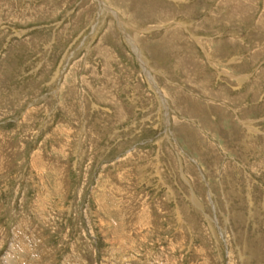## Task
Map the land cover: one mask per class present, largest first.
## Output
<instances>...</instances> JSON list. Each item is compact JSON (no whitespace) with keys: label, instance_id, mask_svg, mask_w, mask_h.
Wrapping results in <instances>:
<instances>
[{"label":"rangeland","instance_id":"rangeland-1","mask_svg":"<svg viewBox=\"0 0 264 264\" xmlns=\"http://www.w3.org/2000/svg\"><path fill=\"white\" fill-rule=\"evenodd\" d=\"M263 12L0 0V264H264Z\"/></svg>","mask_w":264,"mask_h":264},{"label":"crops","instance_id":"crops-1","mask_svg":"<svg viewBox=\"0 0 264 264\" xmlns=\"http://www.w3.org/2000/svg\"><path fill=\"white\" fill-rule=\"evenodd\" d=\"M220 1H222V0H220ZM243 1H244V0H243ZM228 2H229V0H228ZM263 2H264V0H263ZM240 3H241V2H240ZM243 3H244V2H243ZM223 4H224V3H223ZM222 7H224V6H222ZM225 11H226V10H225ZM231 11H232V13H234V11H235V8H234V9H232ZM223 12H224V11H223ZM236 12H237V11H236ZM225 13H226V12H225ZM263 13H264V12H263ZM263 13L260 15L261 17L259 16V18H257V19H254V17L252 18V20H254V21H255V23H254V24H255V26H258V27H260V26H259V23H262V22L264 23V20H263V17H262V16H264V14H263ZM234 16H235V15H234ZM238 16H240V15L238 14ZM240 17H242V15H241ZM261 18H262V19H261ZM262 25H263V24H262Z\"/></svg>","mask_w":264,"mask_h":264}]
</instances>
